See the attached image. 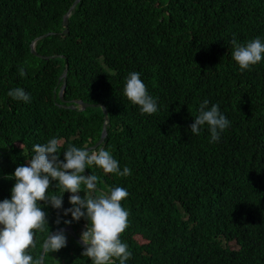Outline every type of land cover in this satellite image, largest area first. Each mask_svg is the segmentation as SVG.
Returning a JSON list of instances; mask_svg holds the SVG:
<instances>
[{
	"label": "trees",
	"instance_id": "1",
	"mask_svg": "<svg viewBox=\"0 0 264 264\" xmlns=\"http://www.w3.org/2000/svg\"><path fill=\"white\" fill-rule=\"evenodd\" d=\"M74 1L0 0V200L14 183L4 176L30 159L33 144L57 137L62 159L69 145L93 146L107 119L98 147L131 175L85 171L101 191L127 189V264H264V60L241 72L231 59L233 40H264V0H81L61 36ZM46 35L34 52L56 60L30 54ZM130 71L158 98L157 113L141 114L123 96ZM15 87L29 103L6 95ZM204 99L230 121L217 143L206 128L188 131ZM75 101L106 114L64 108ZM48 192L60 194L58 185ZM43 210L50 232L65 226L67 217L57 225L59 213ZM34 231L39 264L47 233ZM82 250L67 234L66 247L42 262L91 264Z\"/></svg>",
	"mask_w": 264,
	"mask_h": 264
},
{
	"label": "clouds",
	"instance_id": "2",
	"mask_svg": "<svg viewBox=\"0 0 264 264\" xmlns=\"http://www.w3.org/2000/svg\"><path fill=\"white\" fill-rule=\"evenodd\" d=\"M231 44V59L241 72L250 71L264 60V40L258 37L244 43L233 40ZM6 95L15 101L30 102V95L21 87L9 89ZM123 96L137 106L141 114L152 115L159 110L158 98L149 94L139 72L130 71L124 78ZM228 127L230 121L219 106L209 105L204 99L199 103L188 131L199 136L206 128L208 142L212 144L219 142ZM62 143L57 137H51L45 143L33 144L30 159L4 176L5 180L14 183L9 197L0 200V264H38L30 254L34 247V230L47 233L42 243L44 253L51 254L66 247L68 233L64 228L50 232L43 210L45 206L59 213L55 221L57 225L62 217H67L62 220L65 226L81 220L86 222L78 227V235L72 231L85 246L81 256H86L91 264H117V261L118 264H127L132 253L119 236L128 224V211L121 205L128 196L127 189L114 186L107 192L101 191L94 183L95 177L89 176L85 169L95 166L103 173L124 177L131 175V169L127 166L121 169L118 160L104 147L87 150L90 147L69 145L61 159ZM50 185H58L60 194L48 192ZM82 186L85 193L81 196ZM64 193L69 194L67 208L63 207ZM80 228L83 229L81 233L78 232Z\"/></svg>",
	"mask_w": 264,
	"mask_h": 264
},
{
	"label": "water",
	"instance_id": "3",
	"mask_svg": "<svg viewBox=\"0 0 264 264\" xmlns=\"http://www.w3.org/2000/svg\"><path fill=\"white\" fill-rule=\"evenodd\" d=\"M81 0H75L74 3L72 4V6L69 8V11L67 12L66 16H65V20H64V23H65V27L66 29L63 31V33L61 34V36H68L69 34V28H68V20H69V16L71 14H74L75 13V10L77 8V6L79 5ZM50 37V35H46L42 38H39V39H36L33 41L32 45L30 46V54L33 56V57H36L38 59H41V60H45V61H50V60H56L58 59V57H52V58H42V57H37L35 52H34V46L37 42L43 40V39H46ZM66 76H67V71H65V74H63V76L60 78L59 81L63 80L64 83L66 82ZM64 88L62 89V91L60 92V99L62 100V95H63V92H64ZM73 105H77V106H80L82 110H84L85 108L87 107H90V106H87V105H79L78 102H73ZM71 111H76L75 107L74 106H71L69 108ZM106 137V132H105V128H103V131L101 133V137L99 138V140L95 143V145H93L92 147H90L89 149L87 150H94L96 149L100 144H103L104 142V139ZM85 176H87V174L84 172ZM95 183V182H94ZM93 190L94 191H97V188L96 186H93ZM65 229L66 233H68V235L71 236V238L75 241V243H78L82 248H84L85 246L82 244V242L79 240V236H77L71 229L70 226H65V227H62ZM121 234H119L120 236ZM45 256V253L43 252V249H42V253H41V264H42V259L44 258Z\"/></svg>",
	"mask_w": 264,
	"mask_h": 264
},
{
	"label": "bare ground",
	"instance_id": "4",
	"mask_svg": "<svg viewBox=\"0 0 264 264\" xmlns=\"http://www.w3.org/2000/svg\"><path fill=\"white\" fill-rule=\"evenodd\" d=\"M68 11H69V10H68ZM66 14H67V13H66ZM66 14L64 15V19H63V27H65L64 20H65V16H66ZM72 15H74V14H71V15L69 16V20H70V17H71ZM69 20H68V28H69ZM65 29H66V27H65ZM59 80H60V79H59ZM59 80H58V84H60L61 82H63V87H62V89L64 88L65 90H64L63 95H62V100L60 99V92L62 91V89L60 90L58 96H59V99H60V100L63 102V104H64V99H63V97H64V94H65V91H66V82L64 83L63 80H61V81H59ZM75 102H78L79 105L82 104L81 101H75ZM82 105H85V104H82ZM71 106H74L75 109H76V111H83V110L81 109L80 106L73 105V104H70V105L64 106V108H65L66 110L71 111V110L69 109ZM87 106H88V105H87ZM87 108H100V109L102 110L103 114H106L105 107H104L103 105H101V104H95V105H92V106L87 107ZM87 108H85V109H87ZM85 109H84V110H85ZM108 122H109V121H108L107 119H105V121H104V123H103V125H102V129H101L102 131H103V128H105V132H106V128H107ZM102 131H101V133H102ZM100 137H101V135H100Z\"/></svg>",
	"mask_w": 264,
	"mask_h": 264
},
{
	"label": "rangeland",
	"instance_id": "5",
	"mask_svg": "<svg viewBox=\"0 0 264 264\" xmlns=\"http://www.w3.org/2000/svg\"><path fill=\"white\" fill-rule=\"evenodd\" d=\"M82 231H83V229L80 228L78 232L81 233ZM139 241L142 243V242H144V239H140Z\"/></svg>",
	"mask_w": 264,
	"mask_h": 264
}]
</instances>
